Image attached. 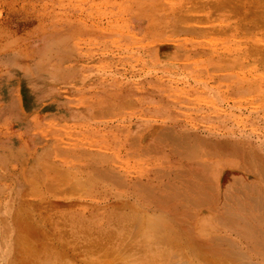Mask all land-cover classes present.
<instances>
[{"label":"rangeland","instance_id":"374dc122","mask_svg":"<svg viewBox=\"0 0 264 264\" xmlns=\"http://www.w3.org/2000/svg\"><path fill=\"white\" fill-rule=\"evenodd\" d=\"M177 128L241 197L231 209L264 206L242 189H264V0H0V264H207L92 171L103 155L146 181L188 150ZM246 258L264 264V242Z\"/></svg>","mask_w":264,"mask_h":264},{"label":"bare ground","instance_id":"6f19581e","mask_svg":"<svg viewBox=\"0 0 264 264\" xmlns=\"http://www.w3.org/2000/svg\"><path fill=\"white\" fill-rule=\"evenodd\" d=\"M170 129H172V128H170ZM174 130H175L174 132H176V130H178V132H182L178 128L174 129ZM172 131H170V132L167 131V132L171 133ZM184 131H187V130H183V132H182V133H185L184 135H187V136L182 137V140L184 138L183 141H185V138L187 140V138L190 137L189 136L190 133L187 131L188 134H186L187 132H184ZM178 134L180 136L183 135V134L177 133V136L176 135H173V136L178 137ZM193 134H194V132H193ZM165 135H167V134H164V136ZM196 136L197 135H195V137ZM145 137L146 136H144V134L141 135V137L139 139V143L137 144L140 147V150L138 152L139 154H141L142 152L150 154L152 152V151H150L151 149L148 150V147H149L148 143L149 142L148 143L145 142ZM195 137H193V138H195ZM199 137H201V139ZM199 137H198L200 139L199 142L201 141V143H202V139L205 140V138L207 136L205 138H202L204 136L199 135ZM179 138H181V137H179ZM193 138L191 137L189 139H193ZM198 138H197V142H198ZM146 139H147V141L149 140V138H146ZM167 139H169L168 143L173 144V141L170 142V140L172 139V134H171V136H168ZM182 140L179 139V141H180L179 144L181 146L185 145L184 146L185 149L188 148V150L185 151V153L183 152L184 153L182 155L183 157L180 159L174 160L173 162L169 161L168 165L167 166L165 165L166 167H164V166L159 167V169L156 170V172H153V173L148 174V175L146 173V175H147V177L145 178L146 181H143L140 179L134 180V179H132V177L128 178V176L126 174H122V173L119 174L118 173L119 170L117 171L116 170L117 168H115L116 167L115 161H113L112 159H103V158H107V156L103 157V155H98V154H97L98 159L102 158L98 162V164L101 166H99V165L97 166V163H96L97 161L93 162V164L95 163L96 165H92L93 166L92 171L94 169H96L95 172L99 177L98 179L102 180V181L101 180L99 181V182H102L100 186L104 187V183H103L104 179L111 178V180L114 179V180H112V182H113V185H115V187L116 186L124 187V190H125L124 194H122V195L118 194L119 198H117V197H115V198H117V199H124L125 198V199L133 200L134 204L137 203V205L139 204L141 206V208H143V209H140V207H138L136 205V207H138L137 209H139L138 211L141 212V215H142L143 210H146L148 212H152L153 217H151L150 214H147V216H146L145 212L143 211L144 212L143 214H145V216H146L145 218H148V216H150L153 219V220H151L150 218L146 219L147 221L150 220L149 222H147L145 220V223L147 222L146 223L147 225L149 224V226H151L150 223L153 224V221L156 222L155 218L158 219L157 220L158 222L154 224V226H155L154 229H153V227H151V230H154V231H150L149 233L154 232L155 234H157V236H158L157 239H158L159 243L162 244V246L169 247L174 253H177L176 250L180 251L179 256L182 259H184L183 257H185L183 254V250L190 248L192 250L197 249L199 256L203 255L202 256V257H204L203 260H205L208 263L211 262V263L216 264L220 261H223L226 259H231L232 264H250L251 261L246 260L247 259L246 257L248 256V254H251V256H252V251L255 252L258 245L260 243L264 242V218H263L264 213L262 211L261 212L263 214L260 215L258 213L260 211V209H262L264 206L261 207L262 203H260L261 205L259 207H256L257 201L259 199L254 198L255 199L254 204L256 203L255 205H253V206L249 205L247 207L245 206V207L241 208L243 206V204L241 205L239 202L241 199L240 196H237V198H236V197H233L231 195H229V196L226 195L227 193L225 194V192L218 193L217 189L220 190L219 189L220 180H221L220 176H221L222 171L218 170V167H216L217 172H215V170L213 168L216 164L215 162L205 160L204 158H203L204 159L203 161L201 160L199 154L196 152V149L193 148V146L189 145L190 142H192V144L191 143L190 144L193 145L192 140L190 142H189V140H187L186 141L187 145L185 144V142L183 143ZM177 141L178 140H176V142H175V140H174V142L178 144L179 141L178 142ZM220 141L222 143L225 142V140H222V139ZM161 142H163V141H161ZM197 142H195V144ZM216 142H218V141H216ZM222 143L220 145H222ZM228 143L231 144L230 141L226 142V145L229 146L228 148H231L233 146H234L233 148H235V146H237V144L235 145L232 143L231 147H230V145ZM174 144H173V147L175 148L176 144L175 145ZM199 144H197V145H199ZM206 144H210V143H206ZM226 145H224L225 150L227 149ZM155 146L157 147V145H155ZM215 146H216V148L218 147L216 143H215ZM156 147L154 149L152 147L154 152H155V150L158 149V148L156 149ZM220 147H223V146H219V148L214 149V150L212 149V150L218 151V149H220ZM233 148H231V149H233ZM178 150L179 149H175L172 151H175L174 153H176V152H178ZM199 150H197V151H199ZM220 150L224 151L222 148ZM239 150H240V148H239ZM230 151H232V150H230ZM210 152H211V150H210ZM180 153H181V151H180ZM201 154H202V156L204 155V153H201ZM206 154H208V152ZM206 154H205V156H206ZM212 154H215V153H212ZM224 154H225V151H224ZM229 154H231V153H229ZM258 156H259V154H258ZM208 157H206V158H208ZM245 157H246V155H245ZM92 158H94V157H91V160L88 159V161L90 160L91 163L94 160ZM247 161H249V158ZM260 161L261 162H260L259 166L261 165L262 167H264V161L262 159ZM113 163H114V165H113ZM258 163H259V161H258ZM112 165L114 168L111 167ZM222 165H223V163L221 164V166ZM259 166H258V168H259ZM103 167H105V168H103ZM89 170H91V169H89ZM96 174L94 177L97 178ZM93 184H95V183H92V185ZM97 185H99V184H97ZM242 186H243L242 189L250 190L251 193L253 192V193H255V195L264 197V189L261 187L260 183L258 185H255V183H253V184L250 183V185L245 184ZM92 187H94V186H92ZM235 190H239V188H237ZM212 191L213 192L216 191L217 194H214L211 196ZM241 191L243 193V190H241ZM251 193L245 194L244 196L242 194V196L244 198L249 197L251 200L252 197H255V195L251 194ZM223 194H225V197ZM82 196H83V194H82ZM83 198H85V197H83ZM224 198L225 199L227 198L228 202H226ZM260 199L262 200V198H260ZM238 202L240 205L238 204ZM232 204L233 205L238 204L241 207L240 208L238 207L239 209L238 208L237 209H231ZM238 205H236V206H238ZM201 210L202 211L203 210L212 211V214H211V216L202 220V217L200 215ZM143 217H144V215H142L141 217H138V218L135 217V220L136 219L139 220V218H143ZM198 220H200L201 223H198L197 222ZM143 221H144V219L142 221L139 220L138 222L141 223ZM134 223H137V222H134ZM141 225H142V223H141ZM219 225L222 226V228L224 229V232H222V230L220 231V229H219V231H217L215 229ZM141 228H144V227H141ZM147 229H148V227H147ZM140 231H141V229H140ZM200 234H202V236H200ZM234 234L237 236V238L239 240L236 239V236L235 237L233 236ZM146 242H148V241H146ZM240 244H242V246H244L243 244H245L246 248L240 246ZM219 247L221 248L220 251H219ZM161 248L163 250V247H161ZM244 249H247V251L246 250L244 251ZM146 256H147V254H146ZM167 258H171V256L170 257L167 256ZM210 258H211V260H210ZM160 263H162V262H160Z\"/></svg>","mask_w":264,"mask_h":264}]
</instances>
